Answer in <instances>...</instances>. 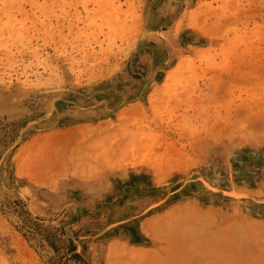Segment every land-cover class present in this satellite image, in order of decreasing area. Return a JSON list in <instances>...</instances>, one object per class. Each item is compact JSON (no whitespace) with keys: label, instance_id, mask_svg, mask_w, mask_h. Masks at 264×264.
<instances>
[{"label":"rangeland","instance_id":"374dc122","mask_svg":"<svg viewBox=\"0 0 264 264\" xmlns=\"http://www.w3.org/2000/svg\"><path fill=\"white\" fill-rule=\"evenodd\" d=\"M177 235L264 264V0H0V264Z\"/></svg>","mask_w":264,"mask_h":264},{"label":"crops","instance_id":"0c3cea01","mask_svg":"<svg viewBox=\"0 0 264 264\" xmlns=\"http://www.w3.org/2000/svg\"><path fill=\"white\" fill-rule=\"evenodd\" d=\"M54 177V176H53ZM53 179V178H52ZM185 206V203L179 202L176 204L174 207L167 208V210H162L160 212H156L155 214L147 217L145 219V224L147 223L149 226V234L151 232H168L169 224L175 221L174 215L177 217H183V213L180 212V214L173 213L175 210L178 208H182ZM178 211V210H177ZM172 217V219H171ZM139 234L143 236L144 231L142 230V224L139 226ZM186 232V231H185ZM188 233V231H187ZM191 233V229L189 230V234ZM168 244V247H166ZM111 246V245H110ZM121 246L124 248L125 251H122V254H130L131 250H134L136 252L141 253L142 255L145 254V256H148L152 259H155L157 257L161 258L166 255L169 256L168 261L166 264H198L196 261L191 259V262L189 261V255H186L187 252V246L184 244V242L178 240V235H177V240L176 241H162V238L160 241H155V242H142L139 244H132L128 241H121ZM192 250L193 248L190 247ZM195 248V247H194ZM126 249H130V251H126ZM202 252V250H200ZM193 254V253H192ZM186 256V257H185ZM110 258L107 257L106 262L107 264L109 263Z\"/></svg>","mask_w":264,"mask_h":264}]
</instances>
